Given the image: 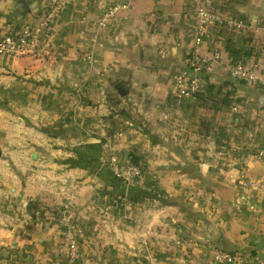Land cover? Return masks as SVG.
<instances>
[{"label":"crops","instance_id":"crops-1","mask_svg":"<svg viewBox=\"0 0 264 264\" xmlns=\"http://www.w3.org/2000/svg\"><path fill=\"white\" fill-rule=\"evenodd\" d=\"M46 4L0 0V35L36 24ZM106 6L71 0L34 52L0 54V142L8 124L17 127L6 155H20L23 170L40 165L41 153H61L46 163L47 186L56 165L59 178L78 184L63 195L62 218L45 209L31 232L48 217L54 239L47 249L74 242L72 259L49 253L56 264H256L254 256L264 257V187L252 182L264 186V160L250 153L264 146V84H244L221 67L242 59L264 78V0H128L101 26ZM201 7L241 24L208 21L196 43ZM195 46L218 58L196 96L175 104V72ZM58 136L66 145L95 136L82 141L93 147L92 166L79 160L72 167L71 148L49 143ZM108 153L136 158L140 176L127 188L107 175ZM213 250H237L240 258L213 261Z\"/></svg>","mask_w":264,"mask_h":264},{"label":"rangeland","instance_id":"rangeland-1","mask_svg":"<svg viewBox=\"0 0 264 264\" xmlns=\"http://www.w3.org/2000/svg\"><path fill=\"white\" fill-rule=\"evenodd\" d=\"M4 106V100L0 99V109ZM11 113L13 114L12 116H15L14 112ZM13 123L14 121H12L11 124H8L9 130L7 131V136L2 137L0 142V264H56L54 263V260H50L49 253H57L59 255L60 252H62V254L64 253V258L66 260L72 259L76 252L74 248V253L70 255L68 241L66 242V247H64V249H47L50 248L48 240L54 239L52 231L49 229L47 232L48 227L46 219L50 220L48 217H44V226L39 230L36 229V232H31V226L32 221L37 215H42L41 213L45 209L52 211L55 217L62 218L66 203H68L65 201L67 198L63 195L70 194V192H68V186L72 189H77L78 184L75 182H70V184H68L67 181L59 178L62 170L56 165L55 177L49 179L50 187L47 186L49 176L47 175L46 163L51 164L52 162L56 163L61 160V153L56 152V155L51 151L47 154L41 153L40 165L35 163L31 167L30 165H26L24 168L25 170L20 169V164L15 157L20 159L21 156L18 154L7 156L5 151L7 150L9 152L10 149L13 150L14 148L13 143L16 140L17 131H12V129L15 128L16 130L17 127ZM26 123L29 125V122ZM57 124L59 125V123ZM53 132L57 137L62 131L55 127ZM95 138V136H91L87 139L84 137H73L71 138L70 145H66L68 144V142H66L67 138H64L65 144H62L59 142V139H62V137L58 136V140H56L55 144L52 143L51 139L49 140V143L52 144V147L55 146V150L57 148H71L72 153L70 163L72 167L77 165L79 160L87 161L90 163L89 166H92L95 160L94 154L93 151L87 150V148L93 147L89 146L87 142L82 143V141H91ZM102 139L105 141L107 138L102 137ZM40 140L47 146L46 137H40ZM43 144L39 143L38 148H45V145ZM48 148H51V146H48ZM106 148L108 147L106 146ZM254 151L250 153V157L253 160H264L255 158L253 155ZM128 156V160L136 162V158L132 156L131 153ZM122 162H124V160H119L116 155L108 153L107 158L103 161L105 170L108 172L107 175H112L111 167L113 164H120ZM89 166L88 169L90 168ZM48 170H50V168H48ZM32 172L33 175H35L33 180H31ZM73 176L75 179L79 178L76 175ZM119 182L122 184L121 181ZM132 182H134V180ZM132 182L125 184L122 187L125 189ZM64 202L65 205L63 204ZM57 226L62 230L63 224L60 223ZM61 230H58L56 234L61 237L58 236L60 240L59 243L64 245L63 241L67 237L64 239L66 233ZM48 234H50L51 237H49ZM39 237L41 238L40 240H38ZM37 242H41L40 245H43L37 247ZM59 263L63 262L59 261L58 264Z\"/></svg>","mask_w":264,"mask_h":264},{"label":"built area","instance_id":"built-area-1","mask_svg":"<svg viewBox=\"0 0 264 264\" xmlns=\"http://www.w3.org/2000/svg\"><path fill=\"white\" fill-rule=\"evenodd\" d=\"M71 0H47V4L38 20L32 26H18L0 35V54H17L22 52H34L39 47L40 36L49 22L55 17L59 10ZM128 0H106L107 6L97 20V24L103 26L106 21L115 16L118 10L124 7ZM198 20L194 27L193 40L198 43L200 34L205 24L210 21L216 26L231 23L233 26L241 24L240 19L225 20L220 15L211 12L204 7L197 11ZM218 58L217 50L201 51L196 46L193 47L186 58L185 64L177 69L173 78L175 87L174 103L180 104L184 99L194 98L200 88L202 74L210 72L214 62ZM230 77L240 80L244 84H264V78L255 70L253 66L246 64L242 59L235 60L221 67ZM257 159H264V146L257 148L254 153ZM112 175L123 184H128L140 176V166L129 160L120 164H113ZM258 189L264 186L259 182H252ZM122 202L129 201L125 195L120 196ZM70 255L74 253V243L70 242ZM240 258V252L213 250L212 260L220 262L236 261ZM256 264H264V257L254 256Z\"/></svg>","mask_w":264,"mask_h":264},{"label":"trees","instance_id":"trees-1","mask_svg":"<svg viewBox=\"0 0 264 264\" xmlns=\"http://www.w3.org/2000/svg\"><path fill=\"white\" fill-rule=\"evenodd\" d=\"M129 161H131V160H129ZM132 162H134V161H132ZM134 163H136V162H134ZM114 177V176H113Z\"/></svg>","mask_w":264,"mask_h":264}]
</instances>
